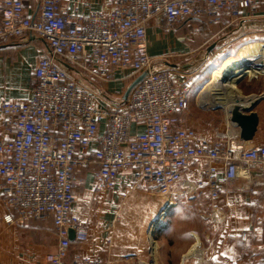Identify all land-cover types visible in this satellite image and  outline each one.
<instances>
[{
	"label": "built area",
	"instance_id": "1",
	"mask_svg": "<svg viewBox=\"0 0 264 264\" xmlns=\"http://www.w3.org/2000/svg\"><path fill=\"white\" fill-rule=\"evenodd\" d=\"M29 1L0 0V44L26 34L46 44L33 70L31 97L0 101V205L5 224L50 222L57 243L45 255L47 264H106L71 253L73 242L88 239L73 209L79 168L95 166V195L131 173L126 191L146 188L168 200L205 189L215 201L223 184L246 181L252 171L264 174V144L244 146L229 133L198 140L182 123L190 86H176L168 67L153 68L146 35L148 22L159 16L166 28L188 18L241 22L257 16L260 0H112L109 11L87 14L64 10L61 0ZM126 69L141 78L120 102L96 95L73 74L107 82ZM96 96L106 109L95 106ZM133 124L141 129L133 132ZM192 161L206 163L204 175L183 182Z\"/></svg>",
	"mask_w": 264,
	"mask_h": 264
},
{
	"label": "crops",
	"instance_id": "2",
	"mask_svg": "<svg viewBox=\"0 0 264 264\" xmlns=\"http://www.w3.org/2000/svg\"><path fill=\"white\" fill-rule=\"evenodd\" d=\"M28 5L33 6L34 1L30 0ZM61 6L69 12L77 9L80 14L107 12L112 7V0H61ZM260 34H264V0L259 2L257 16L241 22H231L226 16H221L215 23H208L204 19H183L170 28L163 25L161 16L148 22L147 51L152 58L153 68L168 67L176 86H190L189 107L180 115V119L195 131L198 140H212L223 133L239 139L238 128L229 122L223 107H216L217 102L208 105L199 96L210 79L212 69L228 56H234L240 46L248 44L243 43L245 39ZM45 50L44 40L31 34L0 44V101H24L31 97L33 70L39 54ZM73 74L96 95L115 102H120L126 96L127 89L137 79L129 69L116 71L114 78L107 82L77 71H73ZM244 74L251 76L243 77L236 85L239 86V94L242 97L258 94L259 89L253 86H264V78L258 77L264 75V70H247ZM239 77L234 78L232 86ZM95 106L106 109V104L97 96ZM254 111L258 116L257 129L250 141L240 140L244 146L264 144V97ZM104 125L101 124L99 134L103 132ZM140 129V126L133 124V132ZM94 168L92 165L75 172L76 202L73 209L87 230L88 239L82 243L73 242L71 253L89 255L106 264H135L133 260H140L145 251L143 246L137 245L140 238L135 232L144 216L131 210L135 207L137 210L145 209L149 215H158L166 204H170L169 209L173 208L176 200L183 196L158 200L156 194L146 188H133L127 196L122 197L120 195L125 192V186L133 184L131 173L121 174L113 190L95 195L92 192L91 173ZM205 169V162L192 161L183 169L182 181L194 183L201 180ZM217 176L221 178L222 171H218ZM221 192L222 195L215 202L224 214L222 241L214 248L210 246L207 256L219 264H264V174L252 171L246 181L223 184ZM142 204L145 208L140 207ZM2 214L0 205V264H47L45 255L53 251L57 243L50 222L28 219L21 223L5 224ZM193 237L195 242L188 251L199 241L195 234ZM149 244L154 250L156 244L153 239ZM186 253L182 260L188 256ZM125 256H131V259L125 261Z\"/></svg>",
	"mask_w": 264,
	"mask_h": 264
},
{
	"label": "rangeland",
	"instance_id": "3",
	"mask_svg": "<svg viewBox=\"0 0 264 264\" xmlns=\"http://www.w3.org/2000/svg\"><path fill=\"white\" fill-rule=\"evenodd\" d=\"M256 41L264 43V34H260L258 37H250L249 40L245 39L243 43ZM258 77L264 78V75H258ZM234 87L239 89V86L235 85ZM253 87L256 89L258 88L260 91L256 95H262L264 97V86ZM222 110L225 113V110ZM216 111L224 115L219 108H216ZM132 189L133 188L127 191L125 190L122 197L127 196ZM155 196L158 200L163 198L157 194ZM123 199L124 198L121 200L123 201ZM215 201L209 199L205 190H198L186 194L181 199L176 200L177 203L174 207L167 210L153 230L151 238L156 244L154 250H151V245L147 240L146 233L151 226V222L158 215H149L147 211L145 212V209L137 210L134 207L131 212L142 213L144 216L141 223L135 228V232L140 238L137 245L143 246L145 249L143 257L140 260L134 259V263L139 264L141 261H151V264H204L207 262L210 264H219L214 262L211 257L207 256V250L211 248L210 246L214 248L215 245L220 244L219 241H222L221 232L224 229V214L223 211L216 206ZM140 207L145 208V205L142 204ZM117 217L119 218V216ZM193 234L198 237L199 241L197 248L201 250L202 254L200 258L194 255H188L182 260V256L195 242Z\"/></svg>",
	"mask_w": 264,
	"mask_h": 264
},
{
	"label": "bare ground",
	"instance_id": "4",
	"mask_svg": "<svg viewBox=\"0 0 264 264\" xmlns=\"http://www.w3.org/2000/svg\"><path fill=\"white\" fill-rule=\"evenodd\" d=\"M247 70L251 72L264 70L263 42L256 41L241 46L234 56L227 58L219 66L212 69L210 79L203 87L199 96L200 100L208 105H213L217 102L218 104L216 107L221 108L222 106L226 112V117L229 118L230 108L235 103H241L242 99H244V97L239 94L238 90L232 86V81L237 76L240 77L236 82L245 77L247 74L244 73L247 72ZM165 200L168 199L165 198ZM162 212H164V210H162ZM160 215L155 222L151 223V226L147 231V240L149 243H152L151 236L155 226L160 221ZM197 244L198 243H196V245ZM196 245H194L193 249L188 252L186 256L194 255L200 257L201 250L197 248L198 246L195 247Z\"/></svg>",
	"mask_w": 264,
	"mask_h": 264
},
{
	"label": "water",
	"instance_id": "5",
	"mask_svg": "<svg viewBox=\"0 0 264 264\" xmlns=\"http://www.w3.org/2000/svg\"><path fill=\"white\" fill-rule=\"evenodd\" d=\"M140 76L133 82L131 86L126 91L127 93L130 91V89L140 80ZM242 79V78H241ZM239 79L236 82V85L239 83L241 80ZM263 98L262 95H252V96H246L244 99H242L241 103H235L229 111V121L238 128V136L239 139L242 141H250L254 133L257 129L258 125V116L257 113L254 111V108L256 105L261 101ZM170 204H166L164 207V214L167 212L169 209ZM162 210L159 212L158 216L152 221L155 222L157 218L159 217L160 213ZM69 237L70 239H73V231H69ZM139 264H150V262H144L141 261Z\"/></svg>",
	"mask_w": 264,
	"mask_h": 264
},
{
	"label": "trees",
	"instance_id": "6",
	"mask_svg": "<svg viewBox=\"0 0 264 264\" xmlns=\"http://www.w3.org/2000/svg\"><path fill=\"white\" fill-rule=\"evenodd\" d=\"M202 19H204V18H202ZM198 20H201V19H198ZM205 20V19H204Z\"/></svg>",
	"mask_w": 264,
	"mask_h": 264
}]
</instances>
